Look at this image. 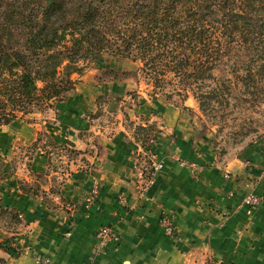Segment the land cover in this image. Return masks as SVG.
Segmentation results:
<instances>
[{
	"label": "crops",
	"instance_id": "crops-1",
	"mask_svg": "<svg viewBox=\"0 0 264 264\" xmlns=\"http://www.w3.org/2000/svg\"><path fill=\"white\" fill-rule=\"evenodd\" d=\"M78 95L73 89L53 101V118L61 117L55 105L64 106L63 120L79 126L72 118L79 110L75 105ZM156 106L164 112L163 136L173 130L177 137L175 142L164 137L163 141L172 143L163 147L166 156L162 168L144 195L136 193L133 147L117 137L119 133L102 142L97 139L98 165L70 173L58 191L50 192L47 198L39 196L38 181L27 179H17V186L20 182L23 188L8 186L1 191L0 211L23 217L14 235L20 236L24 253L4 260L5 264H264V144L244 153V162L227 163L228 174L220 166L204 167L197 173L198 179H191L167 157L174 152L192 161L184 117L178 109L161 103ZM64 128L70 134L77 129L69 125ZM42 135L56 146L63 142L45 127L37 133ZM37 136L23 146L39 142ZM1 138L0 152L5 154L11 145ZM64 140L70 141L66 136ZM71 144L76 141L71 140ZM198 161L211 166L210 161ZM94 186L97 196L86 210L84 198ZM249 194L261 199L251 213L242 202ZM69 203L76 207L73 213L66 210ZM164 216L173 224L172 237L165 235L161 226ZM100 226L112 228L119 242L100 244L95 236ZM37 257L45 262L38 263Z\"/></svg>",
	"mask_w": 264,
	"mask_h": 264
},
{
	"label": "rangeland",
	"instance_id": "rangeland-1",
	"mask_svg": "<svg viewBox=\"0 0 264 264\" xmlns=\"http://www.w3.org/2000/svg\"><path fill=\"white\" fill-rule=\"evenodd\" d=\"M199 26L204 29L202 43L209 38L219 41L218 24L208 19ZM242 34L237 36L241 46L237 41L232 43L228 50H223L219 61H199L203 62L204 74L198 79L168 73L155 88L147 77L150 73L146 75L142 70L141 62L107 53L96 64H88L81 77L73 74L72 80L77 83L74 90L79 94L75 105L79 110L72 113V118L79 126L63 120L64 106L60 105H55L61 115L59 119L53 118L50 107L33 110L8 128L0 126L1 140L11 145L5 154L0 152V200L4 198L1 191L8 186L23 188L20 182L17 186V179L38 181L39 196L47 198L50 192L58 191L70 173L96 167L100 150L97 139L102 142L114 133H119L117 137L126 139L133 147L138 176L136 193L141 196V186L152 174V163L161 165L157 173L154 171L155 183L166 156L163 147L172 143L163 141L164 137L173 138V142L177 137L173 130L163 136L164 112L158 110L159 103L178 109L184 117L192 161L174 152L167 157L187 171L191 179H198L197 173L204 167L220 166L225 172L227 163L244 162V153L264 144V15L246 18ZM220 45L225 46L224 41ZM210 47L200 45L196 52L217 58L218 44ZM68 125L77 128L76 132L65 131ZM43 127L56 139L61 136L62 144L56 146L48 137L37 136ZM35 136L39 142L23 146ZM65 136L69 142L64 140ZM73 139L76 148L71 144ZM198 159L202 163L210 161L211 166L199 163ZM7 179L10 181L4 182ZM95 190L94 186L84 198V204L90 196L96 198ZM66 205L67 212L73 213L76 207L71 208L72 203ZM17 222L22 224L23 217L0 211V258L5 261L24 253L19 246L20 236L14 235L18 233Z\"/></svg>",
	"mask_w": 264,
	"mask_h": 264
},
{
	"label": "trees",
	"instance_id": "trees-1",
	"mask_svg": "<svg viewBox=\"0 0 264 264\" xmlns=\"http://www.w3.org/2000/svg\"><path fill=\"white\" fill-rule=\"evenodd\" d=\"M260 15L264 0H0V126L50 108L104 53L141 62L155 88L168 73L202 78L199 61L241 46L244 20ZM208 19L220 38L202 43ZM211 44L217 58L196 52Z\"/></svg>",
	"mask_w": 264,
	"mask_h": 264
},
{
	"label": "built area",
	"instance_id": "built-area-1",
	"mask_svg": "<svg viewBox=\"0 0 264 264\" xmlns=\"http://www.w3.org/2000/svg\"><path fill=\"white\" fill-rule=\"evenodd\" d=\"M152 174L149 177V179L141 186V196L145 194L146 190L148 187H150L153 183H154V171L157 173V171L159 170V168L161 167L160 163H152ZM141 177V176H140ZM94 194L96 195L97 192L96 190L94 191ZM95 200V197L90 196L89 198H87L85 200V208L86 210H88L92 205H93V201ZM247 207L248 213H251L261 202V199L253 194H249L247 196H245V198L242 201ZM71 208H74V205H72ZM161 226L164 229V233L167 236L172 237L174 235V227L173 224L171 222V219L168 216H164L161 220ZM95 236L97 238V240L100 242V244L105 245L108 243H118L119 242V238L116 235V233L112 230V228L109 227H105V226H100L98 227V229L96 230ZM36 261L38 263H43L45 262V260L41 257H37Z\"/></svg>",
	"mask_w": 264,
	"mask_h": 264
}]
</instances>
